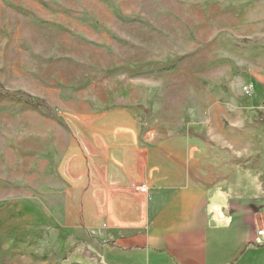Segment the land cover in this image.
I'll return each mask as SVG.
<instances>
[{
  "label": "rangeland",
  "instance_id": "1",
  "mask_svg": "<svg viewBox=\"0 0 264 264\" xmlns=\"http://www.w3.org/2000/svg\"><path fill=\"white\" fill-rule=\"evenodd\" d=\"M0 83L39 103L0 96V264H99L82 137L122 111L177 185L263 193L264 0H0Z\"/></svg>",
  "mask_w": 264,
  "mask_h": 264
},
{
  "label": "crops",
  "instance_id": "2",
  "mask_svg": "<svg viewBox=\"0 0 264 264\" xmlns=\"http://www.w3.org/2000/svg\"><path fill=\"white\" fill-rule=\"evenodd\" d=\"M122 114L127 118L90 122L87 128L104 133L82 137L83 177L97 178L87 189L99 214L97 235H89L99 264H264L263 186L262 194L236 195L177 185L156 169L165 155L144 135L145 125Z\"/></svg>",
  "mask_w": 264,
  "mask_h": 264
},
{
  "label": "trees",
  "instance_id": "3",
  "mask_svg": "<svg viewBox=\"0 0 264 264\" xmlns=\"http://www.w3.org/2000/svg\"><path fill=\"white\" fill-rule=\"evenodd\" d=\"M0 96L9 97L20 101H25L33 106L39 105L38 101H36L33 97H29L25 94H20V95L11 94L9 91L4 89L1 83H0Z\"/></svg>",
  "mask_w": 264,
  "mask_h": 264
},
{
  "label": "built area",
  "instance_id": "4",
  "mask_svg": "<svg viewBox=\"0 0 264 264\" xmlns=\"http://www.w3.org/2000/svg\"><path fill=\"white\" fill-rule=\"evenodd\" d=\"M246 88H248V87H246ZM140 190L142 191V192H147V186H145V185H142L141 187H140ZM258 234H259V236H264V229H260L259 231H258Z\"/></svg>",
  "mask_w": 264,
  "mask_h": 264
}]
</instances>
